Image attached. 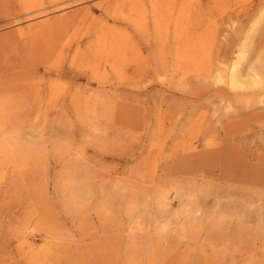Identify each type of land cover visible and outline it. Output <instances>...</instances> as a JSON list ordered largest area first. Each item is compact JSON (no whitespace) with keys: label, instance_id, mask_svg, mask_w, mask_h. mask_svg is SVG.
<instances>
[{"label":"rangeland","instance_id":"rangeland-1","mask_svg":"<svg viewBox=\"0 0 264 264\" xmlns=\"http://www.w3.org/2000/svg\"><path fill=\"white\" fill-rule=\"evenodd\" d=\"M263 28L264 0H0V264H264Z\"/></svg>","mask_w":264,"mask_h":264},{"label":"bare ground","instance_id":"bare-ground-1","mask_svg":"<svg viewBox=\"0 0 264 264\" xmlns=\"http://www.w3.org/2000/svg\"><path fill=\"white\" fill-rule=\"evenodd\" d=\"M257 1V0H256ZM263 13H261V15H262ZM257 27H259V26H257ZM264 29V28H263Z\"/></svg>","mask_w":264,"mask_h":264}]
</instances>
